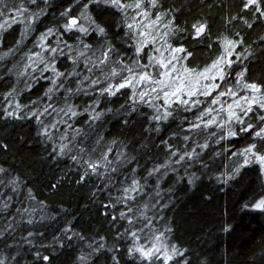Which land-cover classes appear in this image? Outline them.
Wrapping results in <instances>:
<instances>
[{"label": "trees", "instance_id": "1", "mask_svg": "<svg viewBox=\"0 0 264 264\" xmlns=\"http://www.w3.org/2000/svg\"><path fill=\"white\" fill-rule=\"evenodd\" d=\"M38 2L45 15L35 24L33 31L26 32L19 45L17 41H21V32L26 31L22 23L0 31V113L5 107L3 94L13 87L19 93L17 99L21 104H29L43 96L50 86L47 80L36 83L30 76L18 74L26 63L23 54L33 50L39 33L45 28H60L65 23L61 14L66 9H70V15H79L87 0H46L47 7L41 0ZM243 2L161 0L164 7L177 10L181 27L189 29L170 41L183 43L193 52L195 59L189 57L182 63L202 70L219 54L220 50L213 43L217 34L231 37L239 32L256 52L249 63V78L264 84V52L259 47V38L264 36V16L251 9L244 10ZM88 11L107 29V40L121 51L127 50L123 42L127 30H121L118 10L101 2L89 5ZM237 14L245 15L253 23V28H247L242 22L233 25L224 22L228 16ZM204 19L211 26L212 35L199 40L190 35L189 26ZM77 35L86 43L104 42V38L95 32L88 36L69 33L64 39L75 48L78 46ZM10 48L14 49L12 53L8 51ZM62 63L61 71L71 66V61ZM79 70H83L82 64ZM36 76H39L38 72ZM97 98L100 100L98 111L108 108L111 111H105L101 120L93 122L91 129L85 125L89 131V143L98 135L104 137L103 142L116 141L113 155L116 150L123 151L129 160L112 175L122 181L129 169H135L139 177L147 178V193L141 203L160 193L153 200L155 207L148 215L157 217L154 221L156 228L170 229L167 242L183 252V256L174 257L170 264H176L177 260L183 264L184 259L189 264H264V209L252 206L264 198V167L259 162L245 165L243 156L233 155L251 142L250 138L243 135L226 137L220 144L209 138L210 148L204 150L208 167L198 162L191 167L172 165L162 179L158 180L156 175L149 178L148 172L153 166L168 159V150L162 141L178 142L172 133L178 130L180 118L176 117L175 122L171 118L162 122L157 131L156 122L150 119L153 109L147 104H138L132 111L126 102L127 97L120 93L100 96L90 90L88 95L77 94L72 102L81 105L82 109ZM88 115L84 113L79 121L84 123ZM188 118L192 119L190 115ZM37 129L38 125L31 117L19 119L0 114V166L7 170L6 174L0 173L3 181L0 183V231L15 218L14 227L0 236V256H8V264H79L77 257L92 250L89 244L93 247L103 244L100 254H93L97 264H117V261L118 264H143L137 255L128 254L133 239L117 235V232L123 234L128 227L127 221L117 215L118 211L125 209L120 204L113 209L109 201H115L119 195L116 189L121 185L117 183L105 189L101 179L95 176L81 182L74 162L57 156L52 150V142L38 135ZM196 139L199 143L204 142L201 137ZM5 144L7 148L2 147ZM215 152L221 154L215 155ZM14 177H19L18 182L10 183ZM40 201L44 202L43 209ZM5 203L9 205L7 209L3 207ZM23 208L36 209L31 223L28 213H17V209ZM113 216H116L115 220ZM69 226L72 230L65 231ZM29 232L33 235L29 236ZM100 237L105 239L101 241ZM37 252L41 253L40 257L36 256ZM43 256H48L49 260H43ZM113 256L117 261L112 259Z\"/></svg>", "mask_w": 264, "mask_h": 264}, {"label": "snow or ice", "instance_id": "2", "mask_svg": "<svg viewBox=\"0 0 264 264\" xmlns=\"http://www.w3.org/2000/svg\"><path fill=\"white\" fill-rule=\"evenodd\" d=\"M41 2L47 7L46 0ZM101 2L120 13L121 30H127L123 34L127 50L121 51L112 41L107 40V29L88 11L89 5ZM242 8L264 16V0H244ZM43 15L45 10L38 0H0V18H3L0 31L22 23L26 31L21 32V41H17L19 45L26 32L33 31ZM61 15L65 17V23L60 28L47 27L39 33L33 50L23 54L26 63L18 73L30 76L36 83L41 79L47 80L50 86L42 97L29 104H21L17 99V89L11 88L3 94L5 107L0 114L5 117L35 119L37 134L52 142V150L57 156L67 157L74 162L81 182H87L95 176L101 179L105 189L119 183L121 186L116 189L119 195L114 202L110 200L109 204L113 209L117 204L124 206L125 210L118 211L117 215L127 221L128 227L123 234L117 232V235L133 239L132 247L127 249L128 254L137 255L143 264H170L174 257L183 256V252L167 242L170 229L156 228L154 221L157 217L148 215L155 207L153 200L160 193L157 192L156 197L150 196L147 202L141 203L147 193V178L139 177L135 169H129V174L124 175L122 181L112 175L118 173L123 163L129 160L123 151L116 150L113 155L116 141L103 142L104 137L98 135L89 143L86 127L91 129L93 122L101 120L104 112L111 109L98 111L99 98L82 109L81 105L72 100L77 94L88 95L90 90L100 96L120 93L127 97L126 102L131 105L132 111L136 110L138 104H147L153 109L150 119L156 122L157 131L162 122L170 118L175 122L176 117L180 118L178 130L172 133L178 142L162 141L168 150V159L163 164L154 165L148 172L149 178L156 175L158 180L162 179L172 165L191 167L198 162L208 167L204 150L210 148L209 138L215 144H220L226 137L243 135L250 138L251 142L233 155L243 156L245 165L259 162L264 167V84L249 78V63L256 52L252 45L246 44L245 37L239 32L233 33L231 37L217 34L213 43L220 50L219 54L202 70L189 68L182 61L189 57L194 60L193 52L183 43L170 42L172 37L189 29L181 27L177 10L164 7L161 0H87L79 15H70V9ZM224 22L229 25L242 22L249 29L254 26L242 14L228 16ZM189 27L190 35L199 40L212 35L206 19L197 20ZM92 32L103 37L104 42H97L96 45L86 43L77 35L78 46L73 48L64 39L69 33L88 36ZM259 47L264 52V36L259 38ZM65 49L68 51L65 52ZM8 51L12 53L14 49ZM63 61H71V66L61 71ZM81 64L82 71L79 70ZM37 72L39 76H36ZM84 113L89 115L81 123L78 118ZM197 137L203 138L204 142L199 143ZM2 147L8 146L5 144ZM220 154L215 152V155ZM172 171H176V168H172ZM0 173L6 174L7 170L0 166ZM18 180L19 177H14L10 183H17ZM0 183L3 181L0 180ZM39 204L41 209L45 207L43 201ZM252 206L264 209V198ZM3 207L7 209L9 205L5 203ZM16 211L28 213L31 223L36 209L23 208ZM112 218L115 220L116 216ZM14 219L0 231V236L14 227ZM71 230L69 226L65 231ZM28 235L32 236L33 233L29 232ZM74 235L79 236V233ZM104 239L100 237L101 241ZM88 246L92 250L82 252L77 257L79 264H97L93 254H100L103 244ZM36 256L40 257L41 253L37 252ZM42 259L47 261L49 257L43 256ZM112 259L117 261L115 256ZM8 262V256H0V264ZM176 264L181 262L177 260ZM183 264H189L187 259L183 260Z\"/></svg>", "mask_w": 264, "mask_h": 264}]
</instances>
